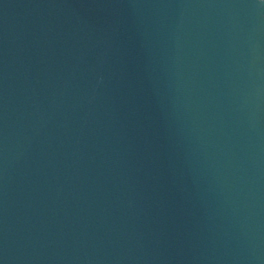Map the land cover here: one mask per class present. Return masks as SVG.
Returning <instances> with one entry per match:
<instances>
[{
  "label": "water",
  "instance_id": "water-1",
  "mask_svg": "<svg viewBox=\"0 0 264 264\" xmlns=\"http://www.w3.org/2000/svg\"><path fill=\"white\" fill-rule=\"evenodd\" d=\"M0 264H264V0H0Z\"/></svg>",
  "mask_w": 264,
  "mask_h": 264
}]
</instances>
